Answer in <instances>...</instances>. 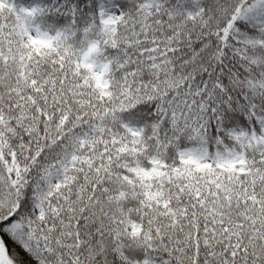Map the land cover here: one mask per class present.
<instances>
[{
    "label": "snow or ice",
    "instance_id": "snow-or-ice-1",
    "mask_svg": "<svg viewBox=\"0 0 264 264\" xmlns=\"http://www.w3.org/2000/svg\"><path fill=\"white\" fill-rule=\"evenodd\" d=\"M0 264H264V0H0Z\"/></svg>",
    "mask_w": 264,
    "mask_h": 264
},
{
    "label": "trees",
    "instance_id": "trees-1",
    "mask_svg": "<svg viewBox=\"0 0 264 264\" xmlns=\"http://www.w3.org/2000/svg\"><path fill=\"white\" fill-rule=\"evenodd\" d=\"M6 239V243H8L9 249L13 250V251H19V249L17 248L16 245L13 244V242L11 240H8L7 237H5Z\"/></svg>",
    "mask_w": 264,
    "mask_h": 264
}]
</instances>
